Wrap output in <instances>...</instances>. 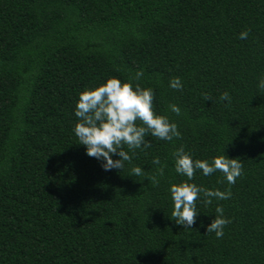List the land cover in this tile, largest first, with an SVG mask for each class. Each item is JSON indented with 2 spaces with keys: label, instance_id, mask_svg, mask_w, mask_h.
Returning a JSON list of instances; mask_svg holds the SVG:
<instances>
[{
  "label": "trees",
  "instance_id": "obj_1",
  "mask_svg": "<svg viewBox=\"0 0 264 264\" xmlns=\"http://www.w3.org/2000/svg\"><path fill=\"white\" fill-rule=\"evenodd\" d=\"M109 78L151 88L181 133L125 147L121 171H104L73 131L79 94ZM262 78L264 0H0V264H264ZM181 146L193 160L238 159L243 175L188 181L175 172ZM182 182L231 198L201 194L184 229L169 192ZM217 206L231 220L220 239L206 232Z\"/></svg>",
  "mask_w": 264,
  "mask_h": 264
},
{
  "label": "clouds",
  "instance_id": "obj_2",
  "mask_svg": "<svg viewBox=\"0 0 264 264\" xmlns=\"http://www.w3.org/2000/svg\"><path fill=\"white\" fill-rule=\"evenodd\" d=\"M248 31L240 33L239 38L247 39ZM143 76L138 71L133 80H139ZM169 86L177 91L182 90L183 85L180 78L175 77L170 81ZM259 88L264 89V78L259 81ZM154 92L151 88H142L139 84L122 83L117 78H109L106 83L89 89L79 94L75 106L74 115L78 122L73 129L79 144L86 149V155L101 161L104 171L113 169L122 170L124 162H131L132 156L125 147L133 153L141 147L151 146L150 141L145 139L149 134L159 140L171 142L180 139L181 133L175 123H171L166 116L157 115L154 111ZM205 99H210L207 95ZM222 101H231L228 92L221 94ZM171 112L177 116L181 110L177 105H169ZM139 122V123H138ZM175 158V172L180 176L187 177L188 181L194 180L196 172L202 171L204 176H210L219 171L226 178L229 185H234L237 178L243 175V164L238 159H230L225 155L217 156L211 162L207 160H193L192 156L185 152L181 146L172 153ZM113 156L119 159L113 160ZM157 157L153 164L160 165ZM131 173L140 177L143 170L133 167ZM158 175H164V168L158 169ZM149 181L159 185L156 176L149 178ZM173 201L172 220L184 229H193L197 212V201L201 194L204 197V204L210 205L213 198L227 200L231 198V191L209 190L195 183L182 182L172 184L169 188ZM217 216L207 226L206 232L215 233L217 239L224 236V228L231 223V220L224 217V210L221 206L216 207Z\"/></svg>",
  "mask_w": 264,
  "mask_h": 264
}]
</instances>
